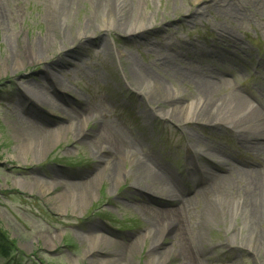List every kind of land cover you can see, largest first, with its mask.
I'll list each match as a JSON object with an SVG mask.
<instances>
[{"label":"rangeland","instance_id":"1","mask_svg":"<svg viewBox=\"0 0 264 264\" xmlns=\"http://www.w3.org/2000/svg\"><path fill=\"white\" fill-rule=\"evenodd\" d=\"M57 3L0 0V234L14 244L0 264H192L187 252L202 264H264V223L255 244L232 206L226 211L215 200L207 207L213 218L205 220L212 175L195 167L206 163L229 175L237 189L247 185L242 171L263 173L264 212V154L223 123L169 119L160 86H136L134 77L140 69L159 79L181 117L199 100L193 78H219L259 109L263 122L264 0H137L129 26L116 31L102 25L117 19L91 0H77L60 20ZM89 17L97 27L83 30ZM39 44L46 47L36 54ZM39 90L50 102L34 101ZM76 112L75 133L48 134ZM102 124L141 143L142 155L180 177L182 198H191L180 218L170 213L177 200L136 186L126 148L123 177L92 179L101 171L98 155L120 159ZM251 124L244 127L254 138ZM40 127L47 130L34 136ZM208 146L219 148L213 163L192 153ZM86 181L78 192L70 186Z\"/></svg>","mask_w":264,"mask_h":264},{"label":"bare ground","instance_id":"2","mask_svg":"<svg viewBox=\"0 0 264 264\" xmlns=\"http://www.w3.org/2000/svg\"><path fill=\"white\" fill-rule=\"evenodd\" d=\"M76 1L77 0H57L58 3L55 6L56 9L54 11V19L60 20L65 18L66 15L73 11ZM136 2L137 0H91L93 7L99 8L102 15H106L109 19L112 16L117 19V26L109 23L102 25L107 30L115 31L125 29V27L129 26V20L133 17ZM91 27L96 28L97 26H94L90 17L88 19L86 18V21L81 24V28L83 30ZM136 27L137 26H135V29ZM136 36H138V34H136ZM85 40H89V36L85 37ZM45 47L46 44H39L35 49L36 54H39ZM134 77L136 86L139 85L142 87V85H144L147 81H154L155 84L160 86L161 90L164 92V98H162L163 102L172 109L170 113H166L169 119L184 123L198 122L208 125L223 123L232 129L238 130V133L242 136V141H244L245 145L249 146L251 148L250 150L254 151L258 157L264 154V121L262 122V114L259 109L250 105L244 95L236 91H230V85L227 84V82L221 81L219 78L216 81L206 79L204 77L193 78L195 88L198 89L199 100L195 104L194 108L190 107L186 110L185 114L182 115V118L178 111L180 106H176L174 104L177 99L167 96L168 93L166 92L164 85L160 83L159 79L150 77L149 72L140 69H138L137 72H134ZM56 83L58 84V82L50 81L49 88L52 89L53 87L56 90V88H58ZM140 87H137V89H140ZM32 98H34V101L39 103L50 102L48 95H45L42 90H39L38 94H35ZM79 115L80 114L76 112L75 115L67 119L68 124H66L65 127L59 126L56 130L49 131L48 134H52V132L60 133L62 131L75 133L79 123ZM247 122H254V124H251L249 128L251 131L256 132V136L254 138L247 135L250 133L249 131L246 132L247 129L244 127V124ZM102 126L104 127V132L111 137L110 142L112 145H110V148L112 152L116 153L121 151L119 153L120 159L118 161H112L108 160L109 158H105L104 156L102 158L101 155H98L99 162L97 164L101 167V171L100 173L95 174L92 179L97 180V178L100 177L107 180L117 181L121 176L123 177L124 174L122 168V165L124 164L123 162L129 156L133 157L134 166H136L138 170V175L135 180L136 186L145 191L152 190L153 193L162 195L161 197H165L169 201L177 200L180 204V206H178L179 208L170 213L173 217L180 218L186 208L190 205L191 201V198H184L185 196L182 198L181 196L182 190L180 189V177L170 171H166L161 164L151 161L147 155H142L141 143L137 141L127 142L125 138H123L108 124H102ZM217 127L218 126L213 125L212 129H216ZM46 130V127L37 128L34 132V136H39ZM195 135L198 140H200V134L196 132ZM125 148L128 149V152L130 153H128L129 156H125V154L122 153ZM216 151H219L218 147L208 146L205 151H196L192 153L193 155L196 154V156L203 159V162L213 163L211 160H213L216 156ZM205 165L208 166L206 163H204L203 166H201L200 163L199 165L195 164L197 170L203 167L202 170H207L212 175L211 182L207 186L206 190H204L207 195L204 201L205 206L203 213L206 217L205 220L210 217L213 218V214L208 212L207 207L211 206L214 208L216 206L214 204L215 200H219V205L224 206L226 211L228 208L232 209L234 207L235 212H240V215L245 218V226L248 230L245 239L248 240V235L253 236L254 243L257 244L261 237V231L259 228H261V225L264 223V212L261 210V198L259 194V191L263 189L261 177V174L263 173H260L256 169L248 172L242 171L247 176L245 179L247 185H245L244 189H237L231 183L229 175L224 176L222 174L211 172L208 169L209 167L207 168ZM232 168L233 167L231 166L226 167V169L230 170ZM24 184L30 188H35L38 187L39 182H25ZM87 184V181L82 184L70 182V186H72V188H74L77 192L80 189L84 190L88 187L89 185ZM73 199L74 198L71 197L70 201L73 202ZM101 237L103 238V236ZM190 250L191 249L189 248L188 251ZM156 253L157 251L153 254V257L158 254ZM187 260L192 264H202L197 260H192L191 252H187Z\"/></svg>","mask_w":264,"mask_h":264},{"label":"trees","instance_id":"3","mask_svg":"<svg viewBox=\"0 0 264 264\" xmlns=\"http://www.w3.org/2000/svg\"><path fill=\"white\" fill-rule=\"evenodd\" d=\"M6 242L7 241H5V237L0 234V254L4 257H9L13 252L14 244L10 246V244Z\"/></svg>","mask_w":264,"mask_h":264}]
</instances>
